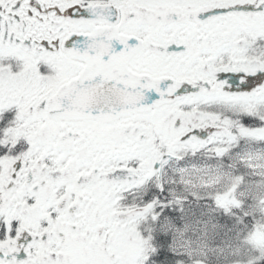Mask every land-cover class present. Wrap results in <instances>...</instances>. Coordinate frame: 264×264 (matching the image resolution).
Returning a JSON list of instances; mask_svg holds the SVG:
<instances>
[{"label":"snow or ice","instance_id":"snow-or-ice-1","mask_svg":"<svg viewBox=\"0 0 264 264\" xmlns=\"http://www.w3.org/2000/svg\"><path fill=\"white\" fill-rule=\"evenodd\" d=\"M0 264H264V0H0Z\"/></svg>","mask_w":264,"mask_h":264}]
</instances>
